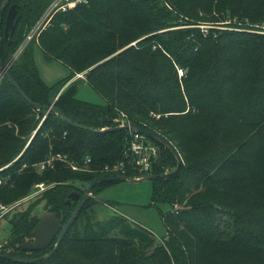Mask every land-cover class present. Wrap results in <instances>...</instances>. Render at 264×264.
Instances as JSON below:
<instances>
[{"label":"trees","instance_id":"trees-1","mask_svg":"<svg viewBox=\"0 0 264 264\" xmlns=\"http://www.w3.org/2000/svg\"><path fill=\"white\" fill-rule=\"evenodd\" d=\"M52 1L9 0L2 20L14 3L16 25L6 38L0 25L3 63ZM49 15L8 71L32 101L53 103L81 126L32 107L0 77V202L48 185L4 217L10 235L0 264H264V0H85ZM33 45L68 74L45 83ZM81 71L103 103L78 98L77 80L65 85ZM121 113L180 156L176 171L152 179L151 203L170 204L160 213L164 237L118 214L95 219L87 196L52 254L34 262L3 256L52 248L21 249L33 241L38 203L68 216L77 203H66L68 193L81 195L90 179L141 174L131 165L111 169L126 158L128 129H101L120 125ZM144 135L160 151L150 172L172 170L174 154ZM56 154L63 159L40 169Z\"/></svg>","mask_w":264,"mask_h":264},{"label":"rangeland","instance_id":"rangeland-1","mask_svg":"<svg viewBox=\"0 0 264 264\" xmlns=\"http://www.w3.org/2000/svg\"><path fill=\"white\" fill-rule=\"evenodd\" d=\"M28 40L29 39L24 37L20 46L24 47ZM20 46L11 55L14 56V59H16L17 55L22 49H20ZM33 59L41 78L47 84H54L60 78L65 77L68 74V69L63 63L56 60L48 61L44 57L43 52L37 47V45H33ZM11 62L12 60L10 62L8 61L7 66ZM84 74L85 71H81L79 73H75L74 75L77 77L76 96L80 99H84L90 102L103 103V97L84 81ZM2 75L3 74L0 72V77H2ZM74 81L76 80L70 78L67 81L66 85ZM54 98H56V96ZM6 123L9 124L8 121ZM16 131L17 129L14 128L15 134ZM159 155L160 151L159 147L157 146L156 153L152 157V163L156 161L158 162ZM41 168L42 167H40V169ZM0 169H3V167H1ZM152 186V179H146L140 182L112 181L106 183L96 192L91 191L88 196H90L91 199L96 200V204L94 205V218L102 220L112 214H118L124 216L134 223H137L149 229L154 234L155 238L157 240H160L166 233L165 225L160 217V213L161 211L164 212L168 210L170 208V204L166 201L152 204ZM41 191L35 192L32 196H26V194L24 196L21 195L19 197H15L10 201L0 202L5 207V211L2 214L3 216L0 219V244L4 242L10 235V227L6 218L4 217L6 216L8 218L13 209H21L26 206L28 201H31L34 196ZM41 204L42 203H38L37 205L39 207L37 209L39 215L45 212L42 211V208L40 207Z\"/></svg>","mask_w":264,"mask_h":264},{"label":"water","instance_id":"water-1","mask_svg":"<svg viewBox=\"0 0 264 264\" xmlns=\"http://www.w3.org/2000/svg\"><path fill=\"white\" fill-rule=\"evenodd\" d=\"M9 0H2L0 4V25L2 23V14L3 11L8 4ZM16 4L12 3L8 6L6 15L4 17L3 21V33L4 37H8L9 34L12 33L15 25H16V19H15V14H16ZM14 56H11L9 62L12 60L13 61ZM8 66L7 64L3 63L1 58H0V72L8 78L10 81L11 85L14 87V89L19 93V95L32 107L36 109H44L46 111H51L53 113L59 114L61 118L72 125L76 126H81V124L72 121L68 117H66L60 108L57 106L53 105V103L50 104H40L32 101L26 93L21 89L20 85L18 82L14 79V77L9 73L8 71ZM118 129H130L134 130L137 132H140L142 134H146L160 143H162L165 147H167L177 158V163L176 166L166 172L162 173H152V172H146V173H141L139 176L135 177H130L128 175H123V174H117V175H110V176H99V177H94L90 179L86 187L83 191V193L80 195L79 192L77 191H70L67 195L66 203H69L71 200L77 201L76 205L73 207L72 211L69 213L68 216L66 214H63L61 216H57L56 212L54 211H45L41 215H39L37 222L31 229V234L34 236V240L32 242H22L21 243V249L23 250H39L47 247L49 244L54 242L52 248L47 251L46 253L36 256V257H27V256H21V255H7V254H2L5 257H9L12 260L15 261H20V262H34L42 258H46L50 254H52L57 247L60 244L61 239L63 238L65 232L67 231L68 227L70 224L74 221L75 217L77 216L82 204L84 203L85 199L91 192V188L95 185L96 182H103V181H127V182H140L146 179H153L156 177H162L166 176L174 171H176L179 167V164L181 162L180 156L175 150V148L171 145V143L166 140L163 136L160 134L156 133L155 131L148 129L134 121L131 120H126L124 124H120L117 126H110L106 128H102L101 131H115Z\"/></svg>","mask_w":264,"mask_h":264},{"label":"built area","instance_id":"built-area-1","mask_svg":"<svg viewBox=\"0 0 264 264\" xmlns=\"http://www.w3.org/2000/svg\"><path fill=\"white\" fill-rule=\"evenodd\" d=\"M85 0H53L51 4L45 9L39 20L33 25L25 35V38L31 39L32 36L37 35L40 29L43 27L45 23L50 18V12L55 10H66L69 6L79 3ZM28 40V41H29ZM19 48V47H18ZM23 48L20 46V49ZM178 73L181 75L182 70L178 68ZM126 118L123 113L120 114V124H124L126 122ZM127 146L125 147L123 153L126 157L125 160H119L115 164L112 165V170L121 171L125 170L127 166L131 165L136 167L140 173L150 172L152 167V157L156 153L157 146L152 143L144 134L128 129L127 135ZM63 159V156L60 154H56L54 156L48 157L45 161L39 163L40 167H44V165L53 166L54 159ZM89 159L87 158L86 161ZM72 168H77L76 165L71 163ZM1 168V167H0ZM108 170L109 167H106ZM110 170V169H109ZM2 182V178L0 177V183ZM47 185L44 182L34 183L32 185V191L27 194L33 195L35 192H39L44 190ZM5 211V207L3 204L0 203V219L2 218V214Z\"/></svg>","mask_w":264,"mask_h":264},{"label":"crops","instance_id":"crops-1","mask_svg":"<svg viewBox=\"0 0 264 264\" xmlns=\"http://www.w3.org/2000/svg\"><path fill=\"white\" fill-rule=\"evenodd\" d=\"M72 78H73V80H77V77H76V76H74V77H72ZM72 78H71V79H72ZM65 85H66V84H65Z\"/></svg>","mask_w":264,"mask_h":264},{"label":"flooded vegetation","instance_id":"flooded-vegetation-1","mask_svg":"<svg viewBox=\"0 0 264 264\" xmlns=\"http://www.w3.org/2000/svg\"><path fill=\"white\" fill-rule=\"evenodd\" d=\"M33 240H34V236H33Z\"/></svg>","mask_w":264,"mask_h":264}]
</instances>
